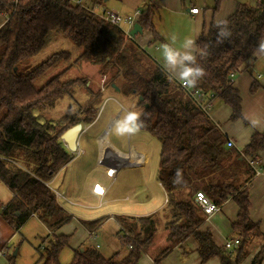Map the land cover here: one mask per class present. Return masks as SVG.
I'll return each mask as SVG.
<instances>
[{"label":"trees","instance_id":"obj_1","mask_svg":"<svg viewBox=\"0 0 264 264\" xmlns=\"http://www.w3.org/2000/svg\"><path fill=\"white\" fill-rule=\"evenodd\" d=\"M107 1L91 0L88 6L72 0H0V17L5 18L0 27V182L13 192L8 203L0 201V220L14 233L33 215L52 233L73 221L48 184L73 157L61 136L76 124L93 123L100 103H90L82 119L54 124L40 122L34 111L70 96L82 82L63 81L62 77L73 64L89 63L103 74L115 71L111 89L137 99L136 106L145 121L142 130L161 142L159 183L166 192V209L171 217L164 225L169 244L155 249L156 253L151 250L157 234L153 214L119 216L115 217L119 224L117 237L128 249L125 256H103L98 249L81 245L75 249L70 264H140L143 254L149 255L153 264H163L189 238L197 244L201 264L213 258L219 259L220 264H243L250 254L251 240L257 237L263 246L249 264H263L264 233L249 214L248 185L257 173L247 159H257L264 151V132L255 131L242 150L228 147L220 125L196 105L181 83L170 77L135 38H128L122 28L101 17L98 9L104 8ZM224 1L228 0H213L214 15ZM158 9L150 1L137 19L142 30L153 35L149 45L163 42L153 19ZM225 20L232 33L230 38L219 43L214 22L195 42L207 53L202 59L198 56V63L207 74L193 88L213 103L219 101L231 108L229 121L235 123L243 121L242 97L228 77L244 70L255 57L254 49L264 40V0L238 2L234 13ZM53 34L61 35L82 53L69 63L73 53L62 49L34 64V59L49 47ZM67 63L64 71L39 84L47 73ZM258 88L255 82L250 92ZM101 94L97 93L100 100ZM198 192L220 207L229 199L237 205V219L230 228L240 246L233 252L218 246L213 232L203 229L208 217L195 201ZM105 221L102 218L83 222V226L88 234H96ZM70 240L69 235H54L39 262L61 264L59 256Z\"/></svg>","mask_w":264,"mask_h":264},{"label":"rangeland","instance_id":"obj_2","mask_svg":"<svg viewBox=\"0 0 264 264\" xmlns=\"http://www.w3.org/2000/svg\"><path fill=\"white\" fill-rule=\"evenodd\" d=\"M75 1L76 0H72V2ZM81 1L83 5L89 4V0ZM150 1L153 0H141V5L139 6L140 10L137 11L142 12ZM201 2L202 0L195 1L200 9L204 7ZM205 2H208L209 7H213L214 5L213 0H205ZM240 3H253V0ZM98 11L102 12L104 11V8H100ZM153 19L155 20L158 33L164 36L167 44L177 48L178 50L182 49V45L187 39L185 35L186 33L182 27L188 26L189 31L190 22L179 18L175 12L167 9L166 7H160L159 12H155ZM173 37L176 38L175 42H173ZM163 45L164 44L161 42L159 48ZM153 48L154 47L150 46L149 50L153 51ZM62 49L71 51L73 53V57L69 63H73L75 59L82 53L81 50L74 47L72 43L67 42L61 35L53 34L49 47L41 55H39V57L34 59V64L41 63L53 55L55 51ZM145 49L148 50V47ZM69 63L62 64V66H58L54 70L47 73L40 80L39 84H44L57 73L64 71ZM259 66L260 65H257V67L251 69L250 72V74L255 79L257 78L256 74H261L264 77V72H260ZM114 74L115 71H109L106 72V74H103L99 67L92 66L89 63L73 64L69 71L62 77V80L70 81L78 79L82 83H80L72 91L70 96H66L63 99H58L53 105L41 108L39 111H34V114L37 115L40 122H49L53 124L59 120L64 121L65 119L72 118L82 119L84 117L83 111L86 110L88 105H91L90 103H94L96 105L97 103H101V101L104 100V96L101 98V100L99 97H97V93H100V90L103 91V89H105L106 92L114 91L112 90V85L114 84H112L111 81ZM116 96L118 101L116 103L113 102L110 104V106H114L116 108V117L120 115L121 107H126L131 110L141 112V110L136 106V98H127L117 91ZM222 126L228 129L226 125ZM95 133V130H91L87 134H82L84 137L82 142L79 143V146L84 148V145L87 143L94 144L93 138ZM111 138L112 142L118 145L122 151H127L129 146L132 147L134 144L138 151L147 156V162L143 168L133 169V171L119 170L115 178L109 177V182L112 185V189L109 193L107 192L103 198L96 196L91 191V186L94 183L93 178L99 177V174H93L88 183L90 191L86 193L85 197L79 198L77 200V203L81 204L82 207L78 206V204L69 205L63 202L60 203L62 206H64L65 210L74 217L73 221L70 224H67V227L65 226L64 228V230L67 232L66 235H69L71 240L69 245L63 249L59 256V262L61 264H70L73 260L75 249L81 245L92 246L95 248V240L97 238L95 239L93 237H88L86 231L81 227L80 221L97 220L108 213H111V218L114 219L104 224L103 228L99 231L101 247L98 248L96 246V249H98V251L101 252L103 256H112L116 253H120V256H125L128 252V249L121 245L119 238L116 235L117 233L115 232L117 229L115 217H119L120 215L124 216V213H154L153 217L156 221L157 234L154 240V246L151 250H159L160 248H163L165 245L169 244L166 241L167 232H164V225L171 219V217L167 212L166 206L164 208L166 192L159 183L161 174V142L158 141L156 137L149 131L144 130H141L138 134L130 138H118L114 134H112ZM72 154L74 155L75 153ZM133 166H138V164H133ZM67 173L70 175L69 181L67 182L68 186H71V188L73 187V189H75V185H73V183L77 177L70 173V171ZM63 177L64 176L62 175L61 179H63ZM55 186L56 184H54V187ZM101 192H103L102 189ZM76 193L73 190L72 194L76 195ZM11 197V191L3 184H0L1 202L6 203L11 199ZM113 199L114 201H112ZM148 216H150V214H148ZM0 222L2 221L0 220ZM5 224V222H2V225ZM48 232L49 231L47 227L42 225L40 221H38L36 218H30L28 222L15 233L12 232L8 225L5 226V228L1 227L0 246H4V244H6L8 252L11 256H13L16 252L13 264H41L39 259L41 253L44 251L40 249L41 251L39 252L36 249L39 246H42V239L47 237ZM231 240H234L233 237ZM49 242L50 241H45L44 244ZM260 242L261 238H253L249 244L250 251H252L255 248V245L259 244ZM154 253H156V251ZM148 256L143 254L139 260V263L151 264L149 259L150 256ZM181 258L182 261L183 256ZM0 264H8V262L6 259L0 258Z\"/></svg>","mask_w":264,"mask_h":264},{"label":"crops","instance_id":"obj_3","mask_svg":"<svg viewBox=\"0 0 264 264\" xmlns=\"http://www.w3.org/2000/svg\"><path fill=\"white\" fill-rule=\"evenodd\" d=\"M77 1H80V3L83 5L81 0H76L75 2ZM90 1L91 0L88 1L89 3L88 6L90 5ZM195 1L197 0H153V3L157 4L159 8L166 7L167 9L175 12V14L179 16V18L187 22H190L189 31H188V26L182 28L186 33L185 35L187 39L191 38L194 40V42H196L197 39L207 31V29L212 23L214 22L217 23L221 19L225 20L226 18H228V16L232 15L235 11V7L238 2H248L249 0L224 1V3L221 5L220 11L215 15L211 10L212 7H209L208 2L202 0L201 3L203 4L204 7L200 9V7L198 6L197 3H195ZM140 3L141 0H108L104 4L106 5L104 6V10H108L111 12L114 11L125 19L128 18L129 16H132L137 10H140L139 9V6L141 5ZM192 7L199 8V12L194 15L191 14L189 9ZM4 19H5L4 17H0V27L3 25ZM154 24H155V20H154ZM125 28L128 29V27ZM155 28L158 33V29L156 25ZM159 35L163 38L162 44L164 45L167 44V41L164 38V36L161 34ZM152 39H153V35L146 30L142 31L141 35L135 37L136 43L143 49L148 47V52L151 55V57L159 65H162L165 68V62L163 59V47L159 48L160 44L149 45V43L152 42ZM150 46L154 47L153 51L149 50ZM257 65H260L259 66L260 72H264V56H255L254 58H252V60L248 61V63L245 65L244 70L238 73L237 76L234 77L235 78L233 82L234 87L239 90V93H241V97H242L243 121H238L235 123L229 121L230 115L232 113L231 108H229L225 104L220 103L219 101H214V108H213L214 110L210 115L213 122L215 124L220 125L222 133L226 136V138L233 142L234 144L233 148H235L238 151L242 150V148L250 142L251 136L254 134L255 131L264 132V77L261 74H256V77L260 75L261 78L257 77L255 79L250 74L251 69L257 67ZM255 82L257 85H259V88L254 93H252L250 92V89L252 87V84ZM100 93H102L101 97L104 96L105 98L104 100L101 101L100 104L97 105L98 115L96 119L91 124H86V125L82 124L85 130L83 134H87L91 130L96 131L95 136L93 138L94 144L87 143L86 145H84L85 146L84 148H81V146H79L78 144V147L80 149L79 155L74 154L72 160L65 167H63L57 173V176L53 179V181L48 184L51 190L63 196V199L62 198L57 199L59 205H61L60 203L63 202L69 205L78 204V206L82 207L81 204L77 203L78 202L77 200L79 198L85 197L86 193L90 191L88 183L93 174L94 175L99 174V177L93 178L94 183L91 186L92 189L91 191L96 196L103 198L104 196L102 197L94 193L95 185H99V187L97 188H101V189L104 188L105 194H107V192L109 193L110 190L112 189L111 188L112 185L109 182V177L115 178L119 170L121 171L130 170L125 168L126 166L125 164L131 161L129 159L132 157L133 154L134 155L136 154L137 157L136 164H138L139 169L143 168L147 162L146 160L147 156H145V154H143L142 152L138 151L134 144L132 145V147L129 146L127 151H122L118 145L112 142V138H111L112 121L117 117L115 116L116 108L114 106H110V104H112L113 102L116 103L118 99L116 93L108 92V91L106 92L105 89H103V91L100 90ZM244 121L247 124L244 123ZM253 121H255V123H253ZM222 125H226L228 129H226ZM103 135H106L104 138L107 137L109 144L112 145V147L117 152L119 151L124 155L127 154V157L129 158L123 159L121 157L124 155H121V153L119 152L114 153L112 152L113 150L111 151L110 149H108L110 145L104 142V139L102 138ZM83 137L84 135L80 136L78 143L82 142ZM105 147L106 150L104 151ZM121 161L122 162L124 161L126 163L123 165ZM257 161H258L257 162L258 168L261 171L260 173L256 174L255 178H253L248 185L249 195H250L249 199L251 200V209L249 214L251 220L254 223H258L261 231L264 233V151L260 152ZM128 165L133 166V164L130 163H128ZM68 170L70 171V173L74 174L75 177H77L75 178L73 183V185H75V189H73V187L71 188V186H68L67 182L69 181V176H70L67 173L69 172ZM112 171L114 172V175L111 173ZM62 175L64 176L63 179H61ZM0 184L3 183L0 182ZM54 184H56L55 187ZM73 190L75 193L77 192L76 195L72 194ZM100 193L103 192L100 191ZM11 196L13 197V192H11ZM112 201H114V199ZM164 202H165L164 204V208H165L167 204L166 198ZM62 207L64 208V206ZM237 212H238L237 205L232 199H229L223 206L220 207L219 212L212 214L211 217L207 219L205 225L203 226V229H209L210 231L213 232L214 240L218 246L224 247V244L228 240H231L232 237L233 239L236 238L233 234V231L230 228V225L231 223L236 221L238 215ZM148 214L151 215V213H135V214L124 213L123 215L128 217H144V216H148ZM31 218H36L38 220V218L35 215H33ZM102 218L106 219L104 224L114 219L111 218V213L105 214ZM89 221H84V220L80 221L81 227L85 231L86 229L83 226V222H89ZM2 222H0V228L1 227L5 228V226L7 225L6 224L2 225ZM104 224L101 226L100 230L103 228ZM42 225L44 224L42 223ZM65 226L66 225L60 227L59 230L55 231L54 233L50 232L49 229L47 228L49 231L48 235L47 237H44V239H42V246H39L36 250L40 252L41 251L40 249H42L43 251L44 247L49 244V243L44 244L45 241L48 242L50 240H53L54 235H59V234L66 235L67 232L64 230ZM116 228L117 229L115 232L117 233L119 230V224L117 222H116ZM99 231L96 232V235L98 237L95 240V248L96 246L98 248L101 247ZM86 234L88 237H91V235L88 234L87 231ZM262 246H263L262 242L256 244L255 248L252 251H250V254L247 256L243 264H249L251 262V259L255 256V254ZM164 247H166V245ZM196 250H197V244L192 238H189L188 240L183 242L180 246H177L172 251V253H170V255L166 257V259L163 261V264H201L200 258ZM145 255L148 256L147 254ZM15 256H16V252L13 256L9 254L6 244H4V246H0V258L6 259L8 264H11V258L14 259ZM182 256H183V260L181 261ZM149 259H150V263L153 264L152 259L150 257ZM206 264H220V261L217 258H213L210 262Z\"/></svg>","mask_w":264,"mask_h":264},{"label":"clouds","instance_id":"obj_4","mask_svg":"<svg viewBox=\"0 0 264 264\" xmlns=\"http://www.w3.org/2000/svg\"><path fill=\"white\" fill-rule=\"evenodd\" d=\"M216 26L219 43H223L231 37L232 33L226 20H219ZM172 39L175 42L176 38ZM162 47L166 72L170 74V77L177 79L183 87L193 88L206 76L204 68L198 63V56L202 59L207 53L200 50L193 39H186L180 50L169 44ZM253 55L264 56V40L258 43ZM144 127L145 121L142 119L141 112L121 107L120 115L112 121L111 133L118 138H130L138 134ZM121 158L128 159L129 157L122 156ZM179 176L180 170H177V177Z\"/></svg>","mask_w":264,"mask_h":264},{"label":"built area","instance_id":"obj_5","mask_svg":"<svg viewBox=\"0 0 264 264\" xmlns=\"http://www.w3.org/2000/svg\"><path fill=\"white\" fill-rule=\"evenodd\" d=\"M76 4H81L80 1H77ZM191 14H197L199 12V8L197 7H192L189 9ZM141 16V12L140 11H136L132 16H129L128 18H122L119 14H117L116 12H111L108 10H104L101 12V17L111 23L112 25H116L119 26L120 28H122L125 31V34L128 37H131V35H129V31L133 28V25L137 23V19ZM125 27H128L125 28ZM235 76L233 74H231L228 78L230 79L231 82H234V78ZM258 78H261V76H257ZM182 86V84H181ZM183 87V86H182ZM183 89L186 91L187 94H189L191 96V98H193V100L195 101L196 105L202 109L204 112H206L207 114L209 113L211 115V113L213 112V108H214V103L213 100L211 99H206L205 96L203 94H201L198 90L194 89V88H185L183 87ZM227 146L228 147H234V144L232 141L228 140L227 142ZM80 153V149L78 147L77 152L75 153L76 155H79ZM248 163L250 165L251 168L256 170V173H260V169L258 168L257 165V159H253V158H248ZM126 169H139V166H133L130 167L129 165L125 166ZM114 175V172H111ZM97 187H99V185H95V189H94V193L100 195V196H104L105 194V189H103V193H100L97 191ZM56 194V198H62L63 196L60 195L59 193H55ZM195 201H197L198 206L200 207V209L202 210V212L204 213V215H206L208 218L211 217L212 214L217 213L220 211V206H218L216 203H214L212 200H210L203 192H198L196 194L195 197ZM97 235L95 233H91V237L93 238H97ZM240 246V240L235 238L234 240H228L225 244H224V249L229 252H233L235 249H237Z\"/></svg>","mask_w":264,"mask_h":264},{"label":"water","instance_id":"obj_6","mask_svg":"<svg viewBox=\"0 0 264 264\" xmlns=\"http://www.w3.org/2000/svg\"><path fill=\"white\" fill-rule=\"evenodd\" d=\"M142 31L143 30L140 24L136 23L133 25V28L129 31V35H131L132 38H135L136 36L141 35ZM84 131L85 130L83 128V125L80 123L72 126L70 130H68L61 136L62 143L66 145L67 149L71 154L77 152L79 144L78 140L80 136L84 133Z\"/></svg>","mask_w":264,"mask_h":264},{"label":"bare ground","instance_id":"obj_7","mask_svg":"<svg viewBox=\"0 0 264 264\" xmlns=\"http://www.w3.org/2000/svg\"><path fill=\"white\" fill-rule=\"evenodd\" d=\"M105 136H106V135H103L102 138L104 139V142H106V143L109 144V142H108V140H107V137L104 138ZM103 139H102V141H103ZM109 145H110V144H109ZM102 147H103V146H102ZM108 149H110L111 151L113 150L112 152H114V153L117 152V151L112 147V145H110ZM105 150H106V147L104 148V151H105ZM118 152H119V151H118ZM118 152H117V153H118ZM119 153H121V152H119ZM121 155H124V154L121 153ZM107 156H108V155H107ZM113 156H114V155H113ZM124 156L127 157V154L124 155ZM136 158H137V157H136V154H135V155L133 154L132 157L129 159V160H131L130 162H127V164H125L126 162H124V161L122 162V161H121V163H123V165H124V164H125V165H128V163H130V164H136V162H137ZM118 161H120V160H118ZM112 172H113V171H112Z\"/></svg>","mask_w":264,"mask_h":264},{"label":"snow or ice","instance_id":"obj_8","mask_svg":"<svg viewBox=\"0 0 264 264\" xmlns=\"http://www.w3.org/2000/svg\"><path fill=\"white\" fill-rule=\"evenodd\" d=\"M97 191H101V189L97 188Z\"/></svg>","mask_w":264,"mask_h":264}]
</instances>
